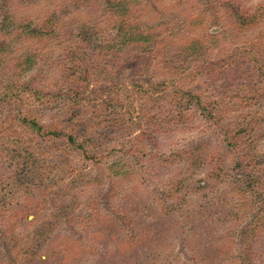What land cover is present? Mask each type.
<instances>
[{
	"label": "rangeland",
	"instance_id": "rangeland-1",
	"mask_svg": "<svg viewBox=\"0 0 264 264\" xmlns=\"http://www.w3.org/2000/svg\"><path fill=\"white\" fill-rule=\"evenodd\" d=\"M203 142L219 178L202 164L159 214L180 171L157 162ZM172 222L208 264H264V0H0V264H198Z\"/></svg>",
	"mask_w": 264,
	"mask_h": 264
},
{
	"label": "trees",
	"instance_id": "trees-1",
	"mask_svg": "<svg viewBox=\"0 0 264 264\" xmlns=\"http://www.w3.org/2000/svg\"><path fill=\"white\" fill-rule=\"evenodd\" d=\"M72 3H74V5L79 6L83 3V1L85 0H71ZM225 17L227 18V20H231L233 18L234 22L236 23L235 25L242 27L245 23H242V21H246L247 20H243L241 17L237 19V15H235V12L232 10L231 12L228 11L227 15H225ZM52 20L51 18L45 19L44 22L42 23V28L46 27L47 23H51L50 21ZM248 24V22H247ZM128 39V38H127ZM130 41V40H129ZM32 84L31 83H26L24 86H22V88L16 89L15 92H18L19 90H23L26 93H30L32 91ZM5 90H3L2 92V96L3 98L6 100L5 96H4ZM16 97V95H15ZM201 111H204L202 108L200 109ZM26 122V121H25ZM30 127L32 128H37L38 123L36 122L35 118H33V120L31 122H29ZM56 124V123H55ZM52 125L54 124H49L48 126L45 127H53ZM231 131L229 130V126L225 127L222 129L221 134L227 138V147L230 148H238L237 147V136L233 135V137L230 136ZM26 148L29 151V153L31 154L30 157L32 155H34L35 152L31 151V147L27 144L26 142ZM241 149L247 153L248 149H249V145L248 143H243ZM227 153V151L225 150V147L220 143H218L217 146H215V148L210 149V150H205V142L200 143L198 145H193V146H189V147H182L178 150H176L175 152L165 156L164 158L160 159L157 163L163 167L166 166H175L179 169V173H177L175 175L176 178H178V181H175L173 183H169L167 184V188L164 192V195L162 196V198H155V196H153V199L157 202V205L159 206L158 211L159 214H172L175 213L174 210L176 209L177 211H180V209L178 207H176L175 205L177 204H188L189 202H185V197L188 196V194L191 193V189L192 186L188 184H185V178L187 177L188 173H192L194 170L197 169V167L201 166L202 164H212L213 168L209 167V169L207 170L208 174L206 175H211L215 173L216 179L219 178L220 176V171L222 170V162H221V155ZM32 162H29V164H31ZM239 163V161H238ZM238 163L236 165H238ZM25 169L27 167V165L23 166ZM242 170L240 169V172ZM206 172V173H207ZM245 178L246 180L244 181V183L246 184H252V181L255 180L256 176L254 174V171H248L247 174H245ZM251 187V186H250ZM233 188V186H229L227 191H223L221 192V194H225V193H236L238 194V203L237 201H235L233 206H236V209L240 212V216L239 218H242L245 216V212L243 211V207L244 203H248L247 201H245V198L243 197V193L241 190H237ZM110 192L113 191V188L111 187V190H109ZM176 203V204H175ZM191 206H195V202L191 201ZM210 205L219 206V199L216 198V200H212L209 201ZM168 213V214H167ZM216 214H219L218 212H216ZM221 215L224 216H228L230 214H228L226 211H220ZM128 215V214H127ZM128 219L130 220L131 217L130 215H128ZM233 219H238V216H235ZM180 223H173L170 226L171 231L173 230V233L179 237L180 239V245L182 247V249H184L185 251H187V253L190 255V258L192 261L198 263V264H208L209 262L206 260H203L200 256H198V252H196L195 250V246L197 244L196 241H192L188 239V235H186L185 231L183 230V226L179 225ZM121 225L118 224L117 222H115L114 228L115 230H120ZM211 233L212 235H214V230L211 229ZM45 231V230H44ZM143 232V227L139 228L137 230V233H142ZM116 234L118 235L119 232H116ZM229 238L228 235H225L224 237V241L223 242H227V239ZM214 239H217V237L214 236ZM219 239V238H218ZM121 243L126 245V246H131L132 245V241L130 238L124 237L123 239H121ZM11 243V242H10ZM4 250L9 253V247L7 245L4 246ZM166 250V249H165ZM162 250V249H158V248H154L151 250V257L149 258V263L148 264H181L178 261V258L176 255L172 254L171 252H169L168 250ZM87 251L91 253V251H93L92 247H88ZM94 260H96L97 257V262L103 263L104 259L103 258H99V255L96 253L94 255Z\"/></svg>",
	"mask_w": 264,
	"mask_h": 264
}]
</instances>
